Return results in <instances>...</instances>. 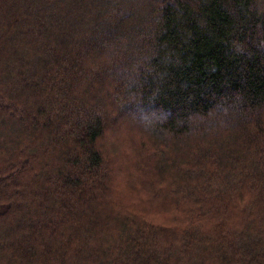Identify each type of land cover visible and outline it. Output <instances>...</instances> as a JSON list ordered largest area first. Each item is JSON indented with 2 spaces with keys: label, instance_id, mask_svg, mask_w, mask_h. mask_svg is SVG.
<instances>
[{
  "label": "trees",
  "instance_id": "16d2710c",
  "mask_svg": "<svg viewBox=\"0 0 264 264\" xmlns=\"http://www.w3.org/2000/svg\"><path fill=\"white\" fill-rule=\"evenodd\" d=\"M0 208V264H264V0H0Z\"/></svg>",
  "mask_w": 264,
  "mask_h": 264
},
{
  "label": "rangeland",
  "instance_id": "374dc122",
  "mask_svg": "<svg viewBox=\"0 0 264 264\" xmlns=\"http://www.w3.org/2000/svg\"><path fill=\"white\" fill-rule=\"evenodd\" d=\"M120 13H121V11L119 10L118 11V13L115 15V17L114 18H116V17H118L119 15H120ZM108 17H106V19H107ZM112 20V18H108V20ZM82 22V21H81ZM97 29V28H96ZM98 33H102V31L101 30H98ZM98 33H96L95 34V38H97L98 37ZM86 71V70H85ZM86 81V80H85ZM103 108H99V109H95L94 110V113L95 114H99V113H104L105 114V116H107L106 118V121H107V124L109 125V127H111V125L110 124H112V126H115V124H114V122H112V119L114 118V114H112V112H110V110L107 108V105L106 104H103V106H102ZM136 110L134 111V113H132L131 114V116H135L136 118H138V119H141V121H143V120H145V121H148L147 120V118L146 117H143V115L140 113L141 111L139 110V108H135ZM88 112H90V111H88ZM89 114V113H88ZM141 114V115H140ZM151 116H153V120L155 121V122H161V121H164V118L163 117H158V116H156V115H154V114H151ZM192 121L191 122H195L194 121V119H191ZM124 122V121H123ZM126 122V121H125ZM124 122V123H125ZM144 122V121H143ZM151 123V122H150ZM144 124H145V122H144ZM153 131V130H152ZM131 137L132 136H135V135H130ZM113 136H112V133L111 132H108L107 134H106V136H105V145L106 144H108V141L110 142V140H111V138H112ZM132 138H130V140H131ZM107 148H109V147H107ZM0 210H1V208H0Z\"/></svg>",
  "mask_w": 264,
  "mask_h": 264
}]
</instances>
